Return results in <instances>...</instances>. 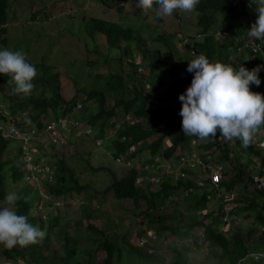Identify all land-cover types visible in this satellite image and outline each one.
I'll list each match as a JSON object with an SVG mask.
<instances>
[{"label":"trees","instance_id":"trees-1","mask_svg":"<svg viewBox=\"0 0 264 264\" xmlns=\"http://www.w3.org/2000/svg\"><path fill=\"white\" fill-rule=\"evenodd\" d=\"M199 0L198 3V22L197 26L206 32V35L198 37L194 44L188 46L187 51H194V56L199 54L206 55L210 60H220L223 63L229 64L232 60L238 59L242 61V58H235L233 52L240 47H244L248 44V40L243 37L248 35V31L244 24H241L240 19L252 17V11L254 6L249 5V0ZM10 7V0H0V43L4 46L7 45V29L8 24V10ZM222 15V16H218ZM222 22V37L223 40L219 41L216 36L210 35L212 27ZM240 22L242 26V34L240 30L236 28L235 23ZM88 29L89 36L98 35L104 37L107 42V48L111 49L109 52V62H116L118 72H112L109 70L107 74L97 72V74L87 75V84L83 92H86L84 98L88 104H91L99 109V112L90 118L89 124L93 127V133L100 138H110L115 140L116 152L114 157L119 159L122 155H128L132 158L138 156L141 152L151 151V159L148 160L147 165H152L155 160L165 159L172 160L180 156H187L194 149V145L201 141L199 144L197 154L198 157L206 164L213 161L217 156L220 163L227 169V176L219 184H215L210 179L208 174L207 184L203 187L197 183L198 173L194 170L190 174L194 177L188 181L180 180L177 184H173L170 179L163 177L164 181L161 185H151L147 194L141 189L139 185V174L137 169H127V173L122 178L116 179L112 185L107 188L103 195L102 204L105 205L110 199L116 201H124L131 199L134 201L136 209L140 210V202H146L147 209L144 212L145 220L141 225L145 226L138 233L139 236L145 234V246L136 247L133 242L123 243L128 246L129 254L138 256L143 260V264H163L164 255L161 253V245L153 244L149 242V233L154 231L160 239L168 240L170 237L186 241L188 243L185 248L172 247L170 248L176 257L174 261L168 264H190L192 254L189 252L191 248H200L202 242L206 244L207 255L209 259L203 261L201 264H238L241 260H244L248 256H252L258 251H264V230L261 231L258 226L264 229V201L259 203L257 198L249 199L245 198V201L249 204L254 214H248L247 208L240 199L236 202L240 204L234 212V220L229 221L227 224L223 223V204L220 195L225 192H231L234 194L236 191V180L241 181L244 189L253 185L252 174L247 178V164L243 166L240 164L236 166L238 171L235 176H228L233 172L232 162L233 156L231 153H236L231 147V140L220 135L217 130L216 137H208L198 139L193 136H185L182 131L180 116V109L182 102L178 99L179 95L183 93L188 86H190L192 77L181 79V73L175 69H171V74L174 79L180 78L179 81H175L172 88L166 89L165 83L159 80L146 83L147 76L138 72L141 65L145 68L154 69L153 64L145 63L143 58L145 57L141 51L142 35L136 34L131 28H121L118 24L93 20V23ZM257 43L264 42V39L253 40ZM126 43L129 46L121 48L122 44ZM134 43H138L135 45ZM120 49V51H119ZM138 49V51H136ZM254 48L248 50L250 55L257 56ZM136 51V52H135ZM141 51V53H140ZM136 53H139L141 60L144 62L136 63L133 61ZM117 56L116 60H113V56ZM159 57V56H158ZM260 58V57H259ZM125 59H131L129 67L130 72L122 67L121 64ZM26 60L35 65L37 74L34 77L32 83L33 89L29 94H14L12 88L14 85L10 82V76L8 74H0V84L4 85L8 89V93L4 95L9 102H13V105L8 107L9 112L12 113V119L16 114H25L23 123L15 121V125L22 129H31L37 126L40 130L44 128V119L49 116V111L63 109L66 114H55L58 118H65L68 113L72 111L70 106L74 105L77 101L75 96L72 101H67L65 93H70V87L68 84L64 86L68 77L63 79V73L59 70L53 73V67L43 63H32L28 57ZM260 63L263 64L261 58ZM97 66H108L107 61L102 63L97 62ZM149 64L150 67L146 65ZM89 65L96 66L95 62H89ZM259 65V64H257ZM240 65H237L239 67ZM248 68V66H245ZM122 68V69H121ZM149 80V79H148ZM77 91L81 85L75 83ZM251 89L255 92H259L264 95V84L256 86L251 85ZM113 97V107L111 109L106 108L107 96ZM68 102H71L68 104ZM69 108V109H68ZM5 115L3 110H0ZM121 114V116H119ZM9 115V114H8ZM7 115V116H8ZM7 116L5 120L7 121ZM130 116L132 120H127ZM57 118V119H58ZM11 119V120H12ZM119 123L120 127L116 128V124ZM263 128H264V124ZM162 126V127H161ZM98 128V131L95 128ZM108 131V132H107ZM99 132V135H98ZM236 139V145H238L239 138ZM10 139L6 137L4 130H0V201L4 199V196L9 191L8 184L5 176V167L10 165L12 174V181L16 177L21 181H25V173L22 167L16 169L15 165H12L10 160L5 161L3 159L6 153ZM133 148V152H132ZM248 149H240L242 151H251L252 158L258 157L264 165V155L257 156V150L252 146L250 140ZM259 148V147H258ZM260 150H264L259 148ZM251 157V156H250ZM253 163V161L251 162ZM250 163V164H251ZM231 166V167H230ZM241 166V167H240ZM156 166L151 169L152 175H157L155 170ZM243 167V171L240 169ZM250 167V166H249ZM229 168H232L230 171ZM186 172V170H183ZM230 171V172H229ZM229 172V173H228ZM259 172V171H258ZM254 172L260 176H264L261 173ZM205 173H207L205 171ZM45 174L51 176L45 169ZM145 174H147L145 172ZM55 175V176H53ZM237 176L235 180L234 177ZM78 179L75 177V173L66 168L63 160L59 163V168L52 174L51 179L44 180V185H47L49 190L48 194L53 199V204L46 201L47 206L45 208L58 209L57 214L50 221L48 225L45 224L44 216L40 215L41 212L35 216L31 215V211L35 209L33 205V197L30 194H25L21 189H17L20 199L16 202V211L18 214L27 216L28 221L41 230L45 235L36 243H32L26 246H14L12 248H5L3 255L5 258L19 261L24 260L25 264H91V262H85L81 252L93 253L91 261L96 260V255L100 249H105L106 259L105 264H114V253L118 252V247L115 243H111L106 234L95 227L89 225L88 227L95 233H101L103 240H95L98 245L94 251H90L89 247L83 248L81 245L84 240L85 232L84 217L80 214L70 213L71 211L66 206V199L69 194L76 192H82L85 187L79 184ZM32 188L33 185L29 184V181H25ZM241 194L244 191L239 189ZM180 192H188L192 198V203L189 205L187 201L179 202L174 196ZM252 192L255 194L253 190ZM145 194V195H144ZM94 195H89V203H92ZM219 196V197H218ZM264 200V194H261ZM243 197V196H242ZM213 199L220 201V205L217 210L215 207L211 209ZM171 202V212L169 214L155 215V213L164 208L166 202ZM215 201V200H214ZM241 205H243L241 207ZM85 212L90 220L94 219V212L90 209V206L85 207ZM74 211V210H73ZM78 213V211H75ZM249 215V224L247 226V232H244L245 226L240 224L243 216ZM72 216V217H71ZM36 219L38 222L35 223ZM64 222L62 225L61 223ZM59 226V234L62 236L63 250L58 251L55 249L56 254H52L51 250V236L53 235L56 227ZM244 227V229H243ZM138 236V237H139ZM189 240H192L189 241ZM164 246V245H163ZM165 247V246H164ZM154 248V253H149V249ZM85 249V250H84ZM262 249V250H260ZM122 250L119 249V256L123 257ZM160 258V259H159ZM119 259V258H118ZM195 262L197 260L195 259Z\"/></svg>","mask_w":264,"mask_h":264},{"label":"rangeland","instance_id":"rangeland-1","mask_svg":"<svg viewBox=\"0 0 264 264\" xmlns=\"http://www.w3.org/2000/svg\"><path fill=\"white\" fill-rule=\"evenodd\" d=\"M240 2L241 1L238 0L237 3L239 4ZM156 6L158 5L154 3L153 7L145 11L136 0H10L8 24L6 26L8 34L7 45L4 46L0 43V48L20 51L25 57H28L32 63L44 62L53 67V73L56 71L59 72L60 70L63 73V79L65 76L68 77L66 82L65 79L63 80L64 86L68 84L70 87V93H65V95H67L65 96L66 100L72 101L75 96L78 99L74 105L69 107L74 108L66 117L67 123L56 127L59 137L58 144L53 143L51 135H44V132L42 134L35 126L31 129V132H35L34 136L40 135L38 139H33V141L35 140L34 145L36 146L34 162L40 165L44 164L47 172L52 175L55 170L59 168L61 160H63L66 168L75 173V177L78 179L77 181H79V184L84 186L85 189L82 192L74 191V193L69 194L66 199V206L71 211L70 213L77 214V216L80 214L85 218L83 231L87 237H84L81 245L83 248L89 247L90 251H94L98 242L103 240V235L93 232L88 226L94 225L98 229H101L106 234V237L109 238V241L115 243L118 247V252L114 253V264H143L141 258L129 254L128 246L123 243L125 237L120 234L129 233L128 241L131 243L133 240L134 246L139 247V239L145 238V234L147 233L145 232L142 236L138 235L143 229L145 230L144 225V228H139V226L145 220L144 212L148 205L145 201H141L140 210H138L135 207L134 201L131 199L116 201L113 198L105 203V205H101L103 199L101 195H103L104 191L109 188L116 179L122 178V176L124 177L128 171L125 165L118 162V159L114 157V153L116 152L115 140L112 138L102 139L94 133H92V135H86L81 132V127L84 126H89L94 130L93 127L90 126L89 121L91 117L99 112V109L93 106L94 104H88L87 100L84 99L86 98V92H83L84 89L86 90V76L89 74L95 75L97 72L107 74L109 70L112 72H118L119 70L115 61L110 63L108 60V58H110L109 52L111 49L107 48L106 39L98 35L89 36L88 29L91 27L90 25L93 23V20H98L118 24L121 28H131L136 34H141L143 38L142 41L144 42L140 47L145 56L143 60L145 63L153 64L155 67L152 70L151 68H145L143 65L139 67L138 72L145 77L147 76V80H145L146 83H149L152 79V81H163L166 85L173 78L171 69H175L181 73V77L184 72L187 73V77H192L193 74L187 71V64L188 60L194 57L195 52L187 51V43H189L188 46H190L195 43V37L206 35V32L197 26L199 16L198 4L192 11L174 10L171 16L163 18L156 15L154 8ZM251 11L252 17H250V19H240L241 24L246 26V31H248L256 19L254 10ZM240 22H236L235 26L240 30L239 33L242 34L243 30ZM222 26V22H219L212 27V31L209 33L210 35L216 36L219 41L223 40V34L220 29ZM243 38L248 40V44L233 52L235 58L240 57L242 61L235 59L229 62V64L234 67L243 64L244 66H248L249 69L256 67L257 64L264 65V42L260 41L258 45L262 53H256L258 54L257 56H252L248 50L257 43L253 41L256 38L249 37L248 35H245ZM134 44L138 45V43ZM126 46L129 45L123 43L121 48H126ZM136 51H138V49ZM259 57L263 64L260 63ZM112 58L116 60L117 56L114 55ZM90 61L95 62L96 66L92 67L89 65ZM104 61L108 62L109 67L104 65L97 66V62L102 63ZM129 61H131V59H125L121 64L128 72L131 71ZM133 61L141 63L142 60L139 53H136ZM144 62L142 61V63ZM149 64L146 66L150 67ZM259 77L261 79L260 85L264 84V70L259 73ZM76 82L81 85L79 91H77V86H75ZM150 84L152 83L150 82ZM168 87L169 86L166 85V89H169ZM7 93V87L0 84V110L5 112L4 117L0 114V116H2L0 117V130H4L5 132L11 127L12 113H10L11 111L9 112L8 107L13 105V102H9L4 98V95ZM70 103L71 102H68V104ZM112 105L113 97L108 95L106 108L109 110L112 108ZM58 110V112L56 109H51L49 111L51 119L55 120L58 118L55 115L56 113L66 114V112L63 111L64 108ZM6 116L8 118L7 121L5 120ZM119 116H121V114ZM15 117H21L22 123L25 118V116H19L18 114H16L14 118ZM49 121L50 119L46 118L44 125ZM95 129L98 131L97 127ZM7 138L11 141L3 159L5 161L10 160L9 162L15 165L17 167L16 169H20L18 167L24 168V161L20 157L18 142L11 137ZM250 140L252 141V146L257 150V156L264 155V150H260L258 148L259 146L257 147V142L264 140L263 125L252 134ZM199 144H202L201 141H198L194 145L192 154L198 156L197 150ZM248 145L249 143L244 145L242 141L239 140L238 145H236V139L234 138L231 140V147L236 153H231L234 160V162H232V168L234 170L229 173L232 171V168H229L230 171L228 172V176H235L238 171L236 166L240 164L242 166L247 164V169L245 171L246 174L249 170L247 178L250 177V174L258 171V173L264 175L263 162L260 161L258 157L252 158L251 151L240 150L248 149ZM260 148L264 149V147ZM120 158L124 159L122 162L125 160L128 161L129 168H135L142 172L144 161H137V156L130 158L128 155H122ZM176 159H159V162L155 160L152 164L158 166L159 170H162L161 176L164 175L167 179L172 180L171 176H173L174 173L171 165L174 168V164L178 163ZM252 161L253 163H251ZM196 162L198 164V160H196ZM219 163L220 161L216 156L213 161L207 164L217 165ZM154 166L149 165V168L152 169ZM11 168L10 165H7L4 171L7 180L6 184H8L9 189L8 192H15L18 194L17 189H21L25 194H30L33 197L32 201L35 206V209L31 211V215L35 216L41 212V216L43 215L44 218L47 217L44 221L45 224L48 225L57 214L58 209L45 208V206L49 205L46 201L53 204V199L48 194L49 190L47 185H44V181L37 182L33 180L31 183L33 187L31 188L27 182L20 181L18 177L12 181V174H14V171H12ZM240 169L243 171V167ZM187 175L190 178H194L192 174L187 173ZM208 177V174L204 171V167H202V171L197 176V179L206 185L209 179ZM234 179L236 180L237 176L234 177ZM139 181H141V189L147 194L151 186L149 179L142 173V180L140 179ZM236 185L234 194L238 198H241L244 206L248 209L246 213L254 214L253 211L248 208L250 206L245 201V198H257L259 203H262L264 200L261 194L257 193L254 195L252 192L253 185H249V187L244 189L241 181L238 179L236 180ZM239 189L243 190L244 194H241V192L238 191ZM89 195H94L92 203L87 201ZM174 197L179 202L186 200L189 205L192 203V198L188 192L177 193ZM171 205L170 201L166 202L164 208L158 210L155 215L169 214L171 212ZM219 205L220 201L213 199L211 209L213 210L215 207L217 210ZM0 206H6V201L4 199L0 201ZM87 206H90V209L94 212L93 220H90L86 214H83V212L87 210L85 209ZM242 206L243 205H241V207ZM75 211H78V213ZM241 220L240 224L245 226V229L244 227L243 229L244 232H247L248 229L246 227L251 225L249 224V215L243 216ZM36 222H38L37 219L35 223ZM61 224L63 225L64 222ZM258 227L260 228V226ZM59 230V226L56 227L54 231L56 233H53L51 236V246L53 247V250H51L52 254H56L54 252L55 249H58V251L63 250V248H61L63 237L60 236ZM95 238L99 241L97 242ZM168 240V246L165 247L161 242L160 254L164 255V259H162L164 261L163 264H166L168 261H174L176 257L175 253H173L170 248H185L188 246L186 241H182L178 238L174 239L170 237ZM199 245H201L200 248L195 249V247H193L189 251L193 256L190 260V264H201L203 261L209 259L206 244L202 242ZM4 249V246L0 244V264H25L24 260L15 261L5 258L3 255ZM119 249L122 250V258L118 257ZM104 250L105 249H100V251L94 255L96 260L93 261L90 259L93 257V253H85L84 251L81 252L80 256H82L85 262L90 261L91 264H105L106 252ZM195 259L197 262H195ZM243 264H264V259L257 261L254 256H248L243 261Z\"/></svg>","mask_w":264,"mask_h":264},{"label":"clouds","instance_id":"clouds-1","mask_svg":"<svg viewBox=\"0 0 264 264\" xmlns=\"http://www.w3.org/2000/svg\"><path fill=\"white\" fill-rule=\"evenodd\" d=\"M136 2L145 11L157 4L154 7L156 15L163 18L171 16L174 10L192 11L199 0ZM249 5L254 6L256 19L248 29V36L264 39V0H249ZM262 70L264 65L249 69L242 64L237 68L220 60H210L204 54L188 60L187 71L193 76L190 86L178 97L182 102L179 114L183 134L198 139L215 138L219 130L221 136L239 138L247 145L252 134L264 124V95L251 89V85L261 84L259 73ZM184 73L182 78H186ZM0 74L10 76L14 94H29L37 71L22 52L0 48ZM18 199L17 193L8 192L4 196L6 206H0V244L9 249L36 243L45 235L28 221L27 216L18 214Z\"/></svg>","mask_w":264,"mask_h":264},{"label":"built area","instance_id":"built-area-1","mask_svg":"<svg viewBox=\"0 0 264 264\" xmlns=\"http://www.w3.org/2000/svg\"><path fill=\"white\" fill-rule=\"evenodd\" d=\"M259 43H256L252 46V48H254V52L255 53H262V50H260V46H258ZM264 57V56H263ZM184 77H186V73L183 74ZM0 114H2L0 112ZM4 117V114H2ZM21 115H25V114H20ZM68 116V115H67ZM66 116V117H67ZM2 117V116H0ZM65 118H58V119H51L50 115L47 117V119H50V121L48 123H46V125H44L43 129H39L37 126H35L39 131L45 133L44 135H51V137L53 138V143L58 144L59 142V137H58V132L56 127L58 125L61 124H65L67 123V119ZM45 120L43 121V123H45ZM127 120H132V118L130 116L127 117ZM15 121L17 122H21V117H15L14 119L11 120V127L8 129L7 132H5V135L7 137H11L12 139L16 140L19 144L20 147V153H21V159H23L24 161V171H25V181H29V183H32L33 180L37 181V182H43L45 179L52 177L48 176L45 174V167L44 164L40 165L39 163L34 162V157L36 156L35 154V145L33 141V139H38V137L40 135H36L34 136L35 132H31V129H26V130H22L20 128H18L15 125ZM22 123V122H21ZM78 125V124H76ZM120 125L119 123L116 124V128H119ZM34 128V127H33ZM81 132L86 134V135H92L93 130L87 126V127H81ZM8 134V135H7ZM264 147V140L263 141H259L257 142V147ZM263 149V148H262ZM191 159V155L184 157L182 156L180 158V162L183 163V161L185 160H190ZM120 161V160H118ZM199 164L202 165V167H204V170L207 172V174H209L210 179L212 180L213 183L215 184H219L223 179H225V176H227V171H226V167L224 165H210V164H206L204 161L200 160ZM144 170L149 173L151 171V169L149 168V166L144 167ZM252 180H253V187L252 190L255 193H259V194H264V176H260L259 174H252ZM191 179L187 174H185V172L180 173L179 175H177L176 180L177 182H179L180 180H189ZM150 181L153 185H161L163 183V178H161L159 175H151L150 177ZM198 185L203 187L205 186L204 183H202L201 181H198ZM221 200H222V204H223V213L225 214V217H223V223L227 224L229 221H233L234 220V212L236 211V209L238 208L239 204L236 202L238 198L235 194L225 191L223 192L221 195ZM260 230L263 231L264 229L260 227ZM148 239L149 242H152L153 244H158L161 245V242L163 243L164 246H168L169 240L166 239H160L159 236L154 232L151 231L149 233V237L146 238ZM192 242V240H189ZM145 238L143 239H139L138 241V245L139 247H144L145 246ZM262 250V249H260ZM155 249L151 248L149 249V253H154ZM252 256L255 257V259L257 261H260L261 259H264V251H258L257 253H254ZM246 259V258H245ZM244 259V260H245ZM241 260L238 264H243V261ZM170 263V261H168L166 264Z\"/></svg>","mask_w":264,"mask_h":264},{"label":"crops","instance_id":"crops-1","mask_svg":"<svg viewBox=\"0 0 264 264\" xmlns=\"http://www.w3.org/2000/svg\"><path fill=\"white\" fill-rule=\"evenodd\" d=\"M179 81V78H177V79H174V78H172V80H170L166 85L167 86H169L170 88H172V86H173V84L175 83V81ZM165 83V82H164ZM165 85V86H166ZM168 87V88H169ZM112 107H113V105H112ZM109 133H110V138H113V136H111L112 134H111V132L109 131ZM95 134V133H94ZM93 134V135H94ZM96 135V134H95ZM90 137V136H89ZM114 140V139H113ZM36 147V146H35ZM35 151H36V148H35ZM193 151H194V149L192 150V152L191 153H189V154H187V156H189V155H191V160H185V161H183V163H181L180 162V158L182 157V156H180L179 155V159H176L177 161H178V163H176V164H174V168H173V166L171 165V168H172V171H173V173H174V175L173 176H171L172 177V183L173 184H177L178 182H177V180H176V177H177V175H179L180 173H183V172H185V171H183V170H186V172L187 173H189V171L191 172L192 170H194V171H196L197 173H198V175H199V173H201V171H202V165L201 164H199V162H200V158L197 156V155H195V154H192L193 153ZM132 152H133V148H132ZM21 156V155H20ZM187 156H184V157H187ZM138 158H137V161L138 160H142V161H144V166H143V170H142V173H143V175L144 176H147V178L149 179V182H150V184L152 185V183H151V181H150V177H151V173H152V171H150L149 173H147L145 170H144V167H147L148 165H147V162H148V160H150L151 159V157H152V155H151V151H149V150H147L146 152H141V153H139L138 154V156H137ZM118 160H120V161H118V162H120V163H123L124 165H125V168H127V169H131V168H129L128 167V161L127 160H125L124 162H122V160H124V159H121V158H119ZM196 160H198V164H197V162H196ZM161 163V162H160ZM161 165V164H160ZM159 165V166H160ZM253 165V164H252ZM156 167H158V166H156ZM155 167V168H156ZM133 169V168H132ZM156 171H157V175H159L161 178H163V177H165L164 175L163 176H161L160 174H161V172H162V170H159V167L158 168H156L155 169ZM137 171H138V173L140 174L141 172H140V170H138L137 169ZM205 171V170H204ZM145 172L147 173V174H145ZM187 173H185V174H187ZM190 174V173H189ZM253 174V173H252ZM142 180V175L139 177V180ZM192 180H194L193 178H191ZM197 180V183H198V179H196ZM163 181H164V179H163ZM185 181H188V180H185ZM139 182V185H140V187H141V181H138ZM252 186V185H251ZM250 186V187H251ZM125 201V200H124ZM141 227H143L142 225H140L139 226V228H141ZM145 227V226H144ZM143 227V228H144ZM137 229V228H136ZM121 236L123 235L124 237H125V239H127L126 240V242H128V238H129V233H125V234H123V233H121L120 234ZM133 241V240H132Z\"/></svg>","mask_w":264,"mask_h":264}]
</instances>
